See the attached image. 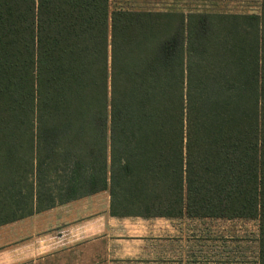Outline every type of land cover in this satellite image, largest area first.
Instances as JSON below:
<instances>
[{"label":"trees","instance_id":"1","mask_svg":"<svg viewBox=\"0 0 264 264\" xmlns=\"http://www.w3.org/2000/svg\"><path fill=\"white\" fill-rule=\"evenodd\" d=\"M111 2L0 0V225L108 189L114 214L256 218L264 264V0Z\"/></svg>","mask_w":264,"mask_h":264},{"label":"crops","instance_id":"2","mask_svg":"<svg viewBox=\"0 0 264 264\" xmlns=\"http://www.w3.org/2000/svg\"><path fill=\"white\" fill-rule=\"evenodd\" d=\"M121 1L186 13L222 0ZM111 205L104 189L1 224L0 264H258L256 218L114 214Z\"/></svg>","mask_w":264,"mask_h":264},{"label":"rangeland","instance_id":"3","mask_svg":"<svg viewBox=\"0 0 264 264\" xmlns=\"http://www.w3.org/2000/svg\"><path fill=\"white\" fill-rule=\"evenodd\" d=\"M183 4L184 3L182 2L180 6H182ZM202 4L203 6L209 5L210 8H207L209 10L211 9L217 11L253 12L258 10L259 0H222L216 3ZM187 5L192 6V3H187Z\"/></svg>","mask_w":264,"mask_h":264}]
</instances>
